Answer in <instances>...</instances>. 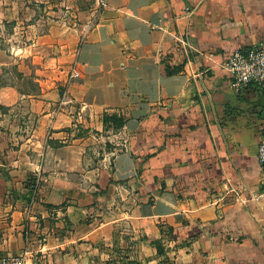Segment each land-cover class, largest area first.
<instances>
[{"label":"crops","instance_id":"obj_1","mask_svg":"<svg viewBox=\"0 0 264 264\" xmlns=\"http://www.w3.org/2000/svg\"><path fill=\"white\" fill-rule=\"evenodd\" d=\"M80 10L84 24L63 13L19 32L17 12L0 8V34L11 22L8 54L0 47V254L264 264V201L252 199L264 88L235 93L226 70L233 49L264 43V0H92ZM22 62L32 90L12 67L2 72ZM103 114L125 122L106 129Z\"/></svg>","mask_w":264,"mask_h":264},{"label":"built area","instance_id":"obj_2","mask_svg":"<svg viewBox=\"0 0 264 264\" xmlns=\"http://www.w3.org/2000/svg\"><path fill=\"white\" fill-rule=\"evenodd\" d=\"M104 0H99V4H103ZM226 70L230 76V85L235 93H240L246 86L255 85L261 89L264 88V43L254 44L246 50L233 49L226 61ZM79 73L73 69L68 78L67 84ZM67 102L66 91L61 95V103ZM257 160L263 170L262 183L260 191L253 196V200L264 201V132L257 148ZM38 180V178H37ZM37 181L35 182V187ZM35 193L31 195L34 199ZM164 245L170 242L168 236L164 237ZM0 264H26L24 255L0 254Z\"/></svg>","mask_w":264,"mask_h":264},{"label":"rangeland","instance_id":"obj_3","mask_svg":"<svg viewBox=\"0 0 264 264\" xmlns=\"http://www.w3.org/2000/svg\"><path fill=\"white\" fill-rule=\"evenodd\" d=\"M91 2L92 0H0V8L2 11L11 8L17 12L20 23L19 32H22L25 30L28 23L37 21L40 22L42 28H45L49 26L51 20L55 21L58 18V14L63 17V13L65 18L71 21V23L74 21L77 24H84L82 21L83 19H79L80 16L77 14L75 15L76 12L73 13L72 10H74L76 6L77 10L81 11V8L89 6ZM4 23H6V27L4 28L5 34H0V47L2 51L8 54L10 42L7 40V33L10 31L11 22ZM10 67H12L13 72L17 73L20 88L28 90L34 89L31 76L28 75V77L25 78L19 74V70H23L26 67H28L27 69L29 70L28 63H15L6 68H2L4 77H9ZM6 73H8V75H6Z\"/></svg>","mask_w":264,"mask_h":264},{"label":"trees","instance_id":"obj_4","mask_svg":"<svg viewBox=\"0 0 264 264\" xmlns=\"http://www.w3.org/2000/svg\"><path fill=\"white\" fill-rule=\"evenodd\" d=\"M178 71H180L179 66L171 67L169 65H166V73L167 74H169V75L174 74V73H177ZM102 122H103V125L106 129L110 128L112 130H117L123 126V124L125 122V117L123 115H116V114H103ZM195 232H196V234L200 233V231L197 228H195ZM161 233H162V236L166 235L169 237V239L175 238L174 230L172 227H168V226L161 227ZM232 237H233L232 239H234V236H232ZM153 245L156 247L157 254H159L160 256L165 255L166 250L163 246L162 240L153 241ZM162 263L168 264V259L164 257V259L162 260Z\"/></svg>","mask_w":264,"mask_h":264}]
</instances>
